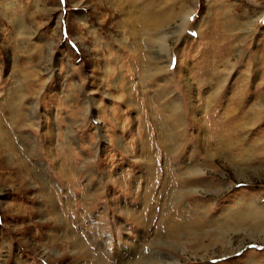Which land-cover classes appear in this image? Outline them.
<instances>
[{"label":"rangeland","instance_id":"1","mask_svg":"<svg viewBox=\"0 0 264 264\" xmlns=\"http://www.w3.org/2000/svg\"><path fill=\"white\" fill-rule=\"evenodd\" d=\"M253 203L264 0H0V264H264Z\"/></svg>","mask_w":264,"mask_h":264},{"label":"bare ground","instance_id":"2","mask_svg":"<svg viewBox=\"0 0 264 264\" xmlns=\"http://www.w3.org/2000/svg\"><path fill=\"white\" fill-rule=\"evenodd\" d=\"M148 14L149 13H145V15L147 17H144L145 18V21L148 19ZM147 27L150 26V23L148 25H146ZM10 98V97H9ZM18 105V104H17ZM174 116H175V112H174ZM177 116V115H176ZM175 120H177L175 118ZM236 120V119H235ZM235 120L234 121H229L227 125H229L230 127H232V125H234L235 123ZM229 127V128H230ZM210 128H215L214 125H212ZM236 128H238L236 126ZM231 129V128H230ZM218 130V129H216ZM222 136V135H221ZM225 136H228V135H225ZM239 137V135H237V138ZM198 172V171H197ZM196 172V169H191V175H198V173ZM200 174V173H199ZM172 179V178H171ZM172 181V180H171ZM183 182V181H182ZM181 182V183H182ZM187 183V182H186ZM176 201V200H175ZM237 204H240V203H237ZM244 206V205H243ZM246 208L245 209H239L238 212H236V209H235V214L234 215H229L230 217H228L230 220H232L231 222H225V221H222L223 223H221L220 225V228H219V232L221 233L222 232V235H224L223 232H227V231H230V230H233V229H236L238 231V229L240 230L241 228H249L250 232L251 230H254L255 232H264V209L261 208V206H258L256 205V203H253V205L251 204H248V205H245ZM182 214V213H180ZM173 221V220H171ZM177 222V221H176ZM179 224V223H178ZM183 225V224H182ZM181 226V225H180ZM179 226H173V232H176V231H179L177 230L178 228H176ZM169 228V226H168ZM252 228V229H251ZM170 229V228H169ZM228 229V230H227ZM184 231L187 232V233H191V232H195V230L192 228V226H184ZM181 232V231H179ZM200 233V232H199ZM170 234V233H169ZM167 235V234H166ZM176 235V234H174ZM178 235V234H177ZM194 237V236H193ZM192 237V238H193ZM222 237V236H221ZM175 238V237H174ZM198 238V237H197ZM202 238V237H201ZM203 238H205L203 236ZM209 238V237H207ZM219 238V237H218ZM179 239V238H178ZM212 240V239H211ZM211 240H209L210 242H212ZM214 240V239H213ZM202 241V240H201ZM215 241V240H214ZM220 241L221 243H224V241L222 240V238H220ZM199 242V241H198ZM196 244V243H195ZM197 245V244H196ZM149 264V263H148Z\"/></svg>","mask_w":264,"mask_h":264}]
</instances>
